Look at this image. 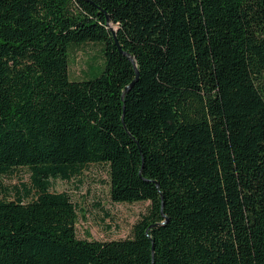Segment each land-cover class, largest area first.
Wrapping results in <instances>:
<instances>
[{"label":"trees","instance_id":"obj_1","mask_svg":"<svg viewBox=\"0 0 264 264\" xmlns=\"http://www.w3.org/2000/svg\"><path fill=\"white\" fill-rule=\"evenodd\" d=\"M87 43L100 73L72 79ZM90 165L150 202L130 238L79 239L51 190ZM21 168L0 264H264V0H0V177Z\"/></svg>","mask_w":264,"mask_h":264},{"label":"rangeland","instance_id":"obj_2","mask_svg":"<svg viewBox=\"0 0 264 264\" xmlns=\"http://www.w3.org/2000/svg\"><path fill=\"white\" fill-rule=\"evenodd\" d=\"M97 58V63L95 60ZM104 60V59H103ZM93 69L91 77L97 76L102 65V46L97 43L72 48L69 73L72 79H84ZM31 173L27 168L0 177V199L14 200L18 194L25 196V186H31ZM53 192H66L77 205L79 221L76 225L79 239L109 241L127 239L132 236L134 224L147 213L150 202L116 203L111 199L108 168L90 165L81 176L67 182L52 180ZM33 198H26L31 201Z\"/></svg>","mask_w":264,"mask_h":264},{"label":"water","instance_id":"obj_3","mask_svg":"<svg viewBox=\"0 0 264 264\" xmlns=\"http://www.w3.org/2000/svg\"><path fill=\"white\" fill-rule=\"evenodd\" d=\"M109 20V19H108Z\"/></svg>","mask_w":264,"mask_h":264}]
</instances>
